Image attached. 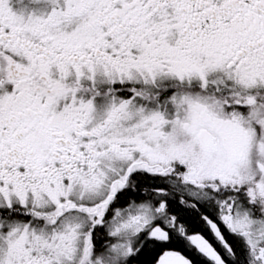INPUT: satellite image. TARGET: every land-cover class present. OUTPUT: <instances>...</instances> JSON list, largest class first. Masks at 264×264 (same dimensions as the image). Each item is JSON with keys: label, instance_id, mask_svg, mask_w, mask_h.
<instances>
[{"label": "snow or ice", "instance_id": "snow-or-ice-1", "mask_svg": "<svg viewBox=\"0 0 264 264\" xmlns=\"http://www.w3.org/2000/svg\"><path fill=\"white\" fill-rule=\"evenodd\" d=\"M0 264H264V0H0Z\"/></svg>", "mask_w": 264, "mask_h": 264}]
</instances>
